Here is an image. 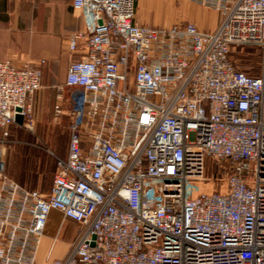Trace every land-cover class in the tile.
<instances>
[{"label": "built area", "instance_id": "obj_1", "mask_svg": "<svg viewBox=\"0 0 264 264\" xmlns=\"http://www.w3.org/2000/svg\"><path fill=\"white\" fill-rule=\"evenodd\" d=\"M182 1L215 11V29L140 25L134 0H72L83 29L64 41L77 58L54 105L58 119L68 104L67 155L47 196L0 166V264H39L51 211L79 230L44 264H264V0ZM239 47L260 51L258 76L230 61ZM43 64L0 61L1 139L17 113L33 125Z\"/></svg>", "mask_w": 264, "mask_h": 264}, {"label": "rangeland", "instance_id": "obj_2", "mask_svg": "<svg viewBox=\"0 0 264 264\" xmlns=\"http://www.w3.org/2000/svg\"><path fill=\"white\" fill-rule=\"evenodd\" d=\"M206 10H199L197 16L211 26L214 16L217 21L218 15L213 10ZM134 11L135 18L139 19L138 22L150 27H169L190 20L189 15L184 13L185 2L182 0H135ZM232 60L239 67H251L252 71H256L260 59L255 50L236 48L232 52ZM54 78L55 74L49 75L48 72L43 71L42 86L32 100L30 118L33 119V125L11 126L8 136L4 139L0 138L1 170L21 186L40 193L49 188L55 172L56 158L66 157L69 141L66 105H63V114L58 119L54 117L57 87L62 85L61 81L57 82ZM63 95L65 98L68 97L67 89L63 90ZM211 167L212 161L208 159V171L213 170ZM206 176L221 178L222 174L213 171L208 172ZM191 184L200 191L207 193L212 191L210 187L212 184L205 182H191ZM215 186L213 184V187ZM63 220L66 222L62 224V230L57 234L58 239L53 246L51 258H60L59 256L66 254L76 233L78 224ZM51 221L53 225H58L60 222L53 215ZM52 242V238L43 239L37 256L38 263H45Z\"/></svg>", "mask_w": 264, "mask_h": 264}, {"label": "crops", "instance_id": "obj_3", "mask_svg": "<svg viewBox=\"0 0 264 264\" xmlns=\"http://www.w3.org/2000/svg\"><path fill=\"white\" fill-rule=\"evenodd\" d=\"M71 4L72 0H0V61L11 60L14 64L21 65L25 62L37 64L44 60L42 74L43 71L49 75L55 74L54 79L57 82L61 81L63 85L69 60L77 58V55L71 56L64 50V41L69 34L83 29L82 16ZM199 10L207 11L206 8L193 3H185L184 13L189 15V22L194 23L202 32L213 31L219 22V15L217 14V21L214 16L210 26L197 16ZM138 21L139 19H136L137 23ZM63 105L68 107L66 102ZM51 186L52 181L49 188L44 189L41 194L47 196ZM52 215L59 219L58 225L52 224ZM61 218L57 211L49 213L41 242L44 238H52V244L57 243V234L62 230V224L66 222ZM78 230L77 225L72 242ZM64 255L65 253L59 257Z\"/></svg>", "mask_w": 264, "mask_h": 264}, {"label": "trees", "instance_id": "obj_4", "mask_svg": "<svg viewBox=\"0 0 264 264\" xmlns=\"http://www.w3.org/2000/svg\"><path fill=\"white\" fill-rule=\"evenodd\" d=\"M242 48H247V49L255 50L258 53V55L260 53V51L258 49H256V48H254V47H239L238 49H242ZM235 49L234 50H231L230 53H229V59L232 62V64L235 66V68L237 70H239V71H242V72L246 73L247 75H250V76H258L259 75V67H258V69L256 71H252L251 67H249V68L248 67L247 68L246 67H239L238 65H236L234 63V61L232 60V52L235 51ZM213 171H216L218 174H222V176H223V172L218 171L216 168H214L213 170H210V171H208V169H207L206 174L208 172L211 173Z\"/></svg>", "mask_w": 264, "mask_h": 264}, {"label": "water", "instance_id": "obj_5", "mask_svg": "<svg viewBox=\"0 0 264 264\" xmlns=\"http://www.w3.org/2000/svg\"><path fill=\"white\" fill-rule=\"evenodd\" d=\"M16 111L17 112L20 111L19 108H16ZM14 122H15V124L21 126L23 124V117H22V115H20L18 113L15 114V116H14Z\"/></svg>", "mask_w": 264, "mask_h": 264}]
</instances>
